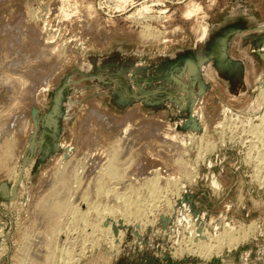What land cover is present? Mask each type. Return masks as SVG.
<instances>
[{
  "label": "rangeland",
  "instance_id": "1",
  "mask_svg": "<svg viewBox=\"0 0 264 264\" xmlns=\"http://www.w3.org/2000/svg\"><path fill=\"white\" fill-rule=\"evenodd\" d=\"M263 82L264 0H0V152L7 139L17 156L8 163L21 171L15 179L0 167V264L43 238L31 208L73 167L85 175L77 195L93 188L104 216L96 231L78 223L87 232L78 264H264ZM110 143L138 158L123 178L142 170L103 179L128 209L95 190ZM166 145H177L186 169L164 161ZM227 225H249L250 234L217 253L212 237ZM204 241L216 247L208 257L194 247Z\"/></svg>",
  "mask_w": 264,
  "mask_h": 264
},
{
  "label": "bare ground",
  "instance_id": "2",
  "mask_svg": "<svg viewBox=\"0 0 264 264\" xmlns=\"http://www.w3.org/2000/svg\"><path fill=\"white\" fill-rule=\"evenodd\" d=\"M144 35V34H143ZM154 36V35H153ZM144 40V39H143ZM142 40V41H143ZM150 40H152V39H150ZM32 41V40H31ZM34 41V40H33ZM148 41V40H147ZM64 48V47H63ZM65 55V54H64ZM58 62V61H57ZM56 62V63H57ZM190 66V65H189ZM55 68V67H54ZM20 70V69H19ZM23 75V74H22ZM22 78V77H21ZM18 79H20V77H18L17 78V81H19ZM28 79V78H27ZM26 80V79H25ZM18 83V82H17ZM21 85H22V83L21 82H19ZM30 84V83H29ZM28 84V85H29ZM261 84V86L259 87L260 88V90H261V93L262 92H264V82L263 83H260ZM19 85V84H18ZM23 86V85H22ZM26 86V85H25ZM21 87V86H20ZM16 88V87H15ZM258 88V89H259ZM259 91V90H258ZM27 92V91H26ZM29 95V94H28ZM259 95H260V93H259ZM30 96V95H29ZM261 97L263 96L264 97V93H263V95L261 94L260 95ZM259 96V97H260ZM27 97V96H26ZM263 97H262V99H263ZM25 98V97H24ZM28 98V97H27ZM261 99V101H262V103L264 104V100H262ZM29 100V99H28ZM23 101V100H22ZM27 101V100H26ZM30 101V100H29ZM13 102V101H12ZM15 105V104H14ZM14 109V108H13ZM15 113V112H14ZM103 116V115H102ZM230 116V115H229ZM262 116V115H261ZM263 116H264V114H263ZM20 117V116H19ZM260 117V116H259ZM3 118V117H2ZM126 118V117H125ZM8 119V118H7ZM114 119V118H113ZM128 119V118H127ZM232 119H234V118H232ZM259 119H261V121L263 120V118H259ZM258 119V120H259ZM106 120V119H105ZM231 120V119H230ZM239 120V119H238ZM6 121V120H5ZM10 121V120H9ZM98 121V120H97ZM101 122V121H100ZM107 122V121H106ZM230 122V121H229ZM240 122H241V120H240ZM240 122H238V125H239V123ZM2 123V122H1ZM5 123V122H4ZM108 123V122H107ZM120 123V122H119ZM234 123H235V120H234ZM259 123L260 122H258L257 124H253L254 125V127H256L255 125H257V127H258V125H259ZM262 123V122H261ZM260 123V124H261ZM264 123V122H263ZM262 123V124H263ZM241 124V123H240ZM95 125V124H94ZM110 125V124H109ZM161 125V124H160ZM236 125V124H235ZM237 125V126H238ZM251 125V124H250ZM252 125V126H253ZM264 125V124H263ZM227 126V125H226ZM233 126V125H232ZM260 126V125H259ZM7 127V126H6ZM99 127V126H98ZM103 127V126H102ZM139 127V126H138ZM231 127V126H230ZM256 127V128H257ZM2 128V127H1ZM95 128V127H94ZM100 128V127H99ZM205 128V127H204ZM234 128V127H233ZM252 128V127H251ZM260 128V127H259ZM262 128H264V127H262ZM261 128V129H262ZM8 129V128H7ZM92 129V128H91ZM101 129V128H100ZM102 129H104V128H102ZM101 129V130H102ZM120 129V128H119ZM223 129V128H222ZM248 129V128H247ZM8 130H10V129H8ZM97 130V129H96ZM114 130V129H113ZM242 130V129H241ZM255 130V129H254ZM257 130H259L258 128H257ZM256 130V131H257ZM3 131V130H2ZM92 131V130H91ZM103 131V130H102ZM123 131V130H122ZM121 131V132H122ZM154 131V130H153ZM245 131V130H244ZM252 131H253V129H252ZM251 131V132H252ZM264 131V130H263ZM94 132V131H93ZM110 132V131H109ZM120 132V131H119ZM119 132L118 133H116V134H119ZM124 132V131H123ZM238 132V131H237ZM247 132V131H246ZM111 133V132H110ZM126 133V132H125ZM136 133V132H135ZM134 133V134H135ZM138 133V132H137ZM155 133V132H154ZM154 133H153V135H154ZM239 133V132H238ZM253 133H254V131H253ZM96 134V133H95ZM98 134V133H97ZM116 134H112V135H114V136H116ZM230 134V133H229ZM235 134V133H234ZM255 134V133H254ZM259 134V133H258ZM257 134V135H258ZM87 135V134H86ZM102 135V134H101ZM137 135V134H136ZM149 135H151L150 133H149ZM243 135V134H242ZM251 135H252V133H251ZM3 136V135H2ZM92 136H93V134H92ZM119 138H117L116 137V139H114L115 141L116 140H118L119 141V139H121V135L119 136V135H117ZM123 136V135H122ZM130 136V135H129ZM134 136V135H133ZM142 136V135H141ZM159 136H160V134H159ZM255 136H256V134H255ZM6 137V136H5ZM10 137V136H9ZM88 137V136H87ZM136 137V136H135ZM135 137H133V138H135ZM146 136H144V138H145ZM165 137V136H164ZM233 137V136H232ZM261 137V136H260ZM259 137V138H260ZM96 138V137H95ZM107 138V137H106ZM111 138H112V136H111ZM143 138V139H144ZM150 138V137H149ZM148 138V139H149ZM9 139V138H8ZM100 139H101V137H100ZM128 139V138H127ZM137 139H139V138H137ZM164 139H166V138H164ZM252 139V138H251ZM1 140V139H0ZM87 140V139H86ZM95 140V139H94ZM94 140H92V141H94ZM102 140V139H101ZM105 140H107V139H105ZM104 140V141H105ZM112 141V143H115V141ZM136 140V139H135ZM142 140V139H141ZM152 140V139H151ZM168 140H170V139H168ZM201 140V139H200ZM224 140V139H223ZM242 140V139H241ZM247 140V139H246ZM95 141H97V140H95ZM99 142H100V140H98ZM103 141V142H104ZM127 141V140H126ZM134 141V140H133ZM144 141H146V140H144ZM156 141H157V139H156ZM159 141V140H158ZM158 141H157V145L159 144L158 143ZM164 141V140H163ZM203 141V140H202ZM201 141V142H202ZM222 141V140H221ZM82 142V141H81ZM102 141L100 142V144H102L101 146H99V145H97V144H99V143H97L96 145H97V149H98V153H99V151H101L102 149H105V148H102V146L104 145V146H106L105 144L106 143H108L109 141L107 140L106 142H104L103 143ZM117 142V141H116ZM119 142H121V140L119 141ZM123 142H124V140H123ZM128 142V141H127ZM138 142V141H137ZM140 142H142V141H140ZM147 142V141H146ZM160 142V141H159ZM169 142V141H168ZM255 142V141H254ZM259 142V141H258ZM257 142V143H258ZM1 143H2V141H1ZM3 143L5 144V147L2 149V151L0 152V167L2 166L3 168H4V170L7 172V174L8 175H13V178H15L16 176H17V174H18V168H16L17 166H15V165H13V162H12V164H10V163H8L10 160H13L14 161V159L17 157L16 155V157L14 156V154L15 153H13V152H16V151H13V149H14V147H12V144H10V142H8L7 141V139H5L4 141H3ZM18 143V142H17ZM77 143V142H76ZM84 143V142H83ZM122 143V142H121ZM126 143V142H125ZM130 143H133V142H130ZM139 143V142H138ZM154 143V142H153ZM170 143V142H169ZM168 143V144H169ZM250 143V142H249ZM263 143V142H262ZM89 144V143H88ZM92 144V143H91ZM94 144V143H93ZM111 144V143H110ZM150 144H152V143H150ZM166 144H167V142H166ZM167 144V145H168ZM170 144H172V143H170ZM3 145V144H2ZM14 145H16V144H14ZM95 145V146H96ZM107 145H109V144H107ZM113 145H116V144H113ZM112 144L111 145H109V146H113ZM117 145H119L118 143H117ZM116 145V146H117ZM124 145V144H123ZM127 145V144H126ZM138 145V144H137ZM135 146V149H136V147H138V149L140 150V148L142 149L143 148V145H142V147L140 146V148H139V146ZM140 145V144H139ZM153 145H155V143L153 144ZM152 145V146H153ZM156 145V146H157ZM165 145V144H164ZM164 145H160L159 144V146H163V147H165ZM166 145V146H167ZM214 145V144H213ZM252 145H253V143H252ZM252 145H251V147H252ZM261 144H259V146H260ZM264 145V144H263ZM1 146V145H0ZM85 146V145H84ZM120 146V145H119ZM119 146H117V147H115L116 149H114V147H109V148H111V149H108V150H110V151H108V153H110V154H107V150H106V153H105V150L103 151L105 154H107V157H108V155H109V157H108V159L106 158H104L105 160H107L105 163H104V167H103V165H102V167H101V170H100V168H98L97 169V171H98V174H97V172H96V174H97V176H96V174H95V176H93V178L95 179V187H97L95 190H96V193H97V191L99 192V193H103L104 192V194H105V196H108V198H109V196L111 195L112 197H113V200H115V202H121L122 201V203H120V204H124V206L128 209L129 208V206H131V204H129V199L127 198V196L125 195V197H126V199L128 200H125V198L122 196V195H124L125 193H122V195H120V196H122L124 199H122L121 197H119V195H118V190H116V188H113V186H108L107 184V186H105V183H106V180H105V182H104V177H108V179H109V181H110V179H113V181L112 182H115V181H117V182H119V181H122V180H124L125 178H123V175L129 170V167L130 168H132L131 167V165L132 166H134L135 164H136V161L138 160V158H136L135 156L133 157V154H132V152L130 153V155H129V151H130V146L129 145H127V146H129V151L127 152V154L126 153H124V154H126V155H128V156H124V154H122V152H123V150L126 148V147H124V149L123 150H121V148L119 147ZM147 146V145H146ZM172 146V145H171ZM177 146V145H176ZM176 146H173V147H176ZM212 146V145H211ZM248 146V145H247ZM256 146V145H255ZM16 147V146H15ZM91 147H93V146H91ZM101 149H100V148ZM108 147V146H107ZM119 147V148H118ZM122 147V146H121ZM132 147V146H131ZM158 147V146H157ZM172 147V148H173ZM214 147V146H213ZM249 147V146H248ZM247 147V148H248ZM1 148V147H0ZM86 148H87V146H86ZM128 148V147H127ZM126 148V149H127ZM146 148V147H145ZM145 148H143V149H145ZM149 148V147H148ZM153 148H155V147H153ZM159 148V147H158ZM158 148H157V151L159 152L160 150H158ZM171 147L169 148V146H167L165 149H164V151L162 150L163 148H161V152H164V161H166L167 159L169 160L168 161V163L167 162H165V163H167L169 166H170V163L172 164V169L176 172V169H178V173H179V171H181V169H186V162L184 161V160H182V158H180L179 157V154H177V155H175L174 153H173V151L174 152H176V150H175V148H174V150L172 149ZM198 148H199V146H198ZM254 148V147H253ZM252 148V149H253ZM257 148V147H256ZM255 148V149H256ZM77 149V148H76ZM89 149H90V147H89ZM95 149V148H94ZM96 149V150H97ZM134 149V148H133ZM147 149V148H146ZM93 150V149H92ZM138 150V151H139ZM151 150H153L152 148H151ZM156 150V149H155ZM178 150V149H177ZM199 150H200V148H199ZM209 150H211V149H209ZM249 150V149H248ZM247 150V151H248ZM262 150V149H261ZM18 151V150H17ZM79 151V150H78ZM91 151V150H90ZM94 151V150H93ZM133 151H135V150H133ZM137 151V152H138ZM146 151H149V149L148 150H146ZM154 151V150H153ZM152 151V152H153ZM257 151V150H256ZM263 151V150H262ZM96 152V151H95ZM125 152V151H124ZM137 152H136V154H137ZM140 152V151H139ZM145 152V151H144ZM150 152V151H149ZM149 152H147V153H149ZM151 152V153H152ZM89 153H91V152H88V154ZM102 153V152H101ZM100 153V154H101ZM143 153V152H142ZM157 153V152H156ZM160 153V152H159ZM197 153V152H196ZM250 153V152H249ZM260 153V152H259ZM264 153V152H263ZM17 154V153H16ZM95 154V153H94ZM97 154V153H96ZM104 154V156L106 157V155ZM145 154H146V152H145ZM158 154V153H157ZM161 154V153H160ZM201 154V153H200ZM86 156H87V154H85ZM85 155H84V158H85ZM97 155H99V154H97ZM132 155V156H131ZM149 156L151 155V154H148ZM152 155H153V153H152ZM151 155V157H150V159L152 158V157H154L155 158V156H152ZM162 155V157H163V154H161ZM198 155H199V153H198ZM202 155H204V154H202ZM260 155V154H259ZM72 156V155H71ZM70 156V157H71ZM83 156V155H82ZM90 156V155H89ZM95 156V155H94ZM158 156V155H157ZM256 156V155H255ZM258 156V155H257ZM256 156V157H257ZM264 156V155H263ZM67 157V156H66ZM69 157V156H68ZM101 157H102V155H101ZM138 157H139V153H138ZM161 157V158H162ZM78 158V157H77ZM76 158V159H77ZM92 158V157H91ZM90 158V159H91ZM133 158H135V164H131L132 162H133ZM143 158V157H142ZM147 158V157H146ZM145 158V159H146ZM154 158H152V159H154ZM167 158V159H166ZM251 158H252V156H251ZM68 159V158H67ZM81 159V158H80ZM144 159V158H143ZM202 159V158H201ZM18 160V159H17ZM64 160V159H63ZM89 160V159H88ZM87 160V161H88ZM100 160V159H99ZM105 160H103V161H105ZM157 160V159H156ZM162 160H163V158H162ZM196 160V159H195ZM264 160V159H263ZM68 161H70V160H68ZM74 161V160H73ZM76 161V160H75ZM84 161V160H83ZM90 161H93L92 159L90 160ZM90 161H88V162H90ZM157 161H159V159L157 160ZM202 161V160H201ZM67 162V161H66ZM86 162V161H85ZM87 162V163H88ZM94 162V161H93ZM93 162H91V163H93ZM160 162V161H159ZM163 161H161V163H162ZM170 162V163H169ZM262 162V161H261ZM74 163V162H73ZM101 163H102V160H101ZM160 163V164H161ZM195 163V162H194ZM94 164V163H93ZM159 164V163H158ZM166 164V165H167ZM258 164V163H257ZM70 165V164H69ZM139 165V164H138ZM67 166V165H66ZM71 166V165H70ZM75 166H76V162H75ZM84 166V165H83ZM95 166H97V165H95ZM136 166V165H135ZM134 166V167H135ZM158 166V165H157ZM1 167V168H2ZM73 167V166H72ZM134 167H133V169H134ZM137 167V166H136ZM139 167V166H138ZM162 168H164L163 166H161ZM1 168H0V170H1ZM63 168V167H62ZM74 168V167H73ZM73 168H69L70 170L69 171H66V172H63V173H61V170L59 171L60 172V174H58L57 173V175H55V177H53L54 179H53V181L51 182V184L48 186V187H46V188H48L47 189V195H46V198H44V199H39L38 200V202H37V199H36V202L37 203H34L35 205L33 206V208H31L32 209V214H33V216H34V219H37L38 218V220H39V218L41 219V220H39L40 222H41V224L39 223V224H35V225H40V226H42V227H40L41 228V234L43 233V236H41V240H40V242L38 243V237H35V241L36 240H38L37 242H35V241H33L34 239H32V237H31V235H30V237H31V239H29V236H28V241H24V245H26V247H25V249H24V247H23V245H20V246H22V248L24 249H22L21 247V249L20 248H17L16 249V253L14 254V258L12 257V259L13 260H15L16 261V263H14V264H75V263H77L78 262V260L84 255L83 253H84V251H86L85 250V245H84V243H81V244H79L78 242L81 240L79 237L81 236V233H82V236H83V234L85 233V234H87V232H84L83 233V230L85 231V229H81L78 225V223L79 222H82V223H84V224H82L81 223V225H87V227L89 226L90 227V229H91V231H93V229L95 230V225H96V223L97 222H99V225H100V221H102L103 220V217L104 216H102V210H101V212L99 211L100 209L98 208V204L97 203H95L94 201V199H97V198H94V199H91V190L93 189H91L90 191H85L84 193H82V195H77V190H80V189H77L78 188V184H79V178H80V175L81 174H83V173H81L80 175L79 174H76L77 173V171H75V169H74V171L72 170ZM84 168L85 167H83V170H84ZM97 168V167H96ZM141 168H142V166H141ZM158 168V167H157ZM175 168V169H174ZM257 168V167H256ZM21 169H22V167H21ZM77 169V168H76ZM136 169V168H135ZM167 169V168H166ZM169 169V168H168ZM167 169V170H168ZM171 169V168H170ZM180 169V170H179ZM192 169V168H191ZM255 169V168H254ZM3 170V169H2ZM132 170V169H131ZM136 170H141L140 169V167H139V169L137 168ZM136 170H132L133 172H135ZM144 170V169H143ZM148 170V169H147ZM165 170V169H164ZM257 170V169H256ZM260 170V169H259ZM28 171V170H27ZM63 171V170H62ZM132 171H131V173H130V171H129V173L133 176V174L135 175V173L137 172H135V173H133L132 174ZM142 171V170H141ZM182 171H184V170H182ZM192 171H193V169H192ZM191 171V172H192ZM19 172H21V171H19ZM56 172V171H55ZM68 172V173H67ZM80 172H82V171H80ZM84 172V171H83ZM154 172H156V171H154ZM162 172V171H161ZM172 172V171H171ZM1 173V172H0ZM3 173V172H2ZM144 173V171L142 172V174ZM184 173V172H183ZM6 173H5V175H7ZM24 174V173H23ZM27 174H28V172H27ZM26 173L23 175V176H25V175H27ZM137 174V173H136ZM140 174V173H139ZM154 174V173H153ZM18 175H20V174H18ZM93 175V174H92ZM91 175V176H92ZM145 175V174H144ZM168 175V174H167ZM172 175V174H171ZM177 175V174H176ZM190 175H192V174H190ZM85 175L83 174V177H84ZM125 176V175H124ZM126 176H127V174H126ZM130 175L128 174V177H129ZM132 176H130L131 178H133ZM137 175H135V177H136ZM139 176V175H138ZM142 176V175H141ZM146 176V175H145ZM169 176V175H168ZM182 176V175H181ZM257 176H259V175H257ZM4 177V176H3ZM7 177V176H6ZM18 177V176H17ZM128 177H126V179L128 178ZM135 177H134V179H135ZM150 177V176H149ZM171 177V176H170ZM177 177V176H176ZM175 177V178H176ZM7 178H9V177H7ZM19 178V177H18ZM121 178H123V179H121ZM131 178H128V179H131ZM139 178V177H138ZM141 178V177H140ZM153 178V177H152ZM185 178V177H184ZM251 178V177H250ZM16 179V178H15ZM51 179V178H50ZM84 179V178H83ZM86 179H88V177L86 178ZM92 178H90V179H88L89 181L91 180ZM125 179V180H126ZM137 179V178H136ZM143 179V178H142ZM154 179V178H153ZM172 179V178H171ZM189 179V178H188ZM187 179V180H188ZM82 180V179H81ZM85 180V179H84ZM139 180V179H138ZM146 180V179H145ZM145 180H144V182H145ZM150 180H152V179H150ZM170 180V179H169ZM186 180V179H185ZM214 180V179H213ZM258 180V179H257ZM256 180V181H257ZM14 181V180H13ZM44 181V180H43ZM92 181V182H93ZM137 180H135V182H136ZM258 181H260V180H258ZM262 181H264V179L262 180ZM47 182V181H46ZM81 182H83V181H80V183ZM138 182V181H137ZM137 182H136V184H137ZM151 182V181H150ZM150 182H146L147 184H149ZM154 184H153V186L155 185V187H156V184H155V182H157V180L155 181H152ZM192 182H193V180H192ZM15 183H16V181H15ZM108 183V182H107ZM116 183V182H115ZM120 183V182H119ZM123 183V182H122ZM167 183V182H166ZM214 184H215V182H213ZM262 183V182H261ZM74 184V185H73ZM82 184V183H81ZM80 184V185H81ZM135 184V186H137ZM146 184V185H147ZM151 184V183H150ZM168 184V183H167ZM262 184H264V183H262ZM12 185H13V183H12ZM79 185V186H80ZM110 185H113V184H110ZM116 185V184H115ZM114 185V186H115ZM126 185V184H125ZM143 185V184H142ZM145 185V186H146ZM40 186V185H39ZM83 186V185H82ZM128 186V185H127ZM130 186H132V185H130ZM129 186V187H130ZM158 186V185H157ZM42 187V186H41ZM92 187V186H91ZM118 187V186H117ZM172 187V186H171ZM39 188V187H38ZM127 188V187H126ZM145 188V187H144ZM161 188V187H160ZM166 188V187H165ZM173 188V187H172ZM178 188V187H177ZM85 189V188H84ZM83 189V190H84ZM89 189V188H88ZM155 189H157V188H155ZM167 189V188H166ZM13 190H14V187H13ZM36 190H39V189H36ZM94 190V189H93ZM100 190H101V192H100ZM153 190V189H152ZM168 190V189H167ZM34 192H35V190H33ZM132 191H133V189H132ZM136 191V190H135ZM144 191V190H143ZM158 191V190H157ZM164 191H165V189H164ZM13 193H14V191H12ZM11 192V193H12ZM80 192V191H79ZM94 192V191H93ZM92 192V193H93ZM126 192V191H125ZM131 192V191H130ZM134 192V191H133ZM137 192V191H136ZM136 192H135V194H136ZM152 191H150V193H151ZM177 192V191H176ZM13 193H12V195H13ZM36 193V192H35ZM81 193V192H80ZM95 193V192H94ZM129 193V192H128ZM142 193V192H141ZM153 193V192H152ZM151 193V194H152ZM159 193V192H158ZM30 194H31V192H30ZM104 194H102V196L103 197H105L104 196ZM131 194H132V192H131ZM161 194V193H160ZM35 195V194H34ZM95 195V194H94ZM93 195V196H94ZM98 195V194H97ZM129 195V194H128ZM138 195V194H137ZM176 195V194H175ZM96 196V195H95ZM102 196H100V197H102ZM133 196V195H132ZM132 196H130L129 198H130V200L132 199L131 197ZM102 197V198H103ZM239 197V196H238ZM31 198H33V197H31ZM40 198V197H39ZM43 198V197H42ZM107 198V197H106ZM105 198V199H106ZM136 198V197H135ZM134 198V199H135ZM33 200V199H32ZM133 200V199H132ZM136 200H138L137 198H136ZM140 200V199H139ZM146 201V200H145ZM156 201V200H155ZM166 201H167V199H166ZM98 202V201H97ZM135 202V201H134ZM133 202V203H134ZM100 203V202H99ZM104 203V202H103ZM116 203V204H117ZM130 203H132V202H130ZM132 203V204H133ZM153 203V202H152ZM254 203V202H253ZM112 204V203H111ZM136 204V203H135ZM133 204L134 206V208H135V206H136V208L137 207H139V206H137L138 204ZM150 204V203H149ZM257 204V203H256ZM102 205V204H101ZM157 205V204H156ZM111 206V205H110ZM115 206V205H114ZM120 206V205H119ZM123 206V205H122ZM123 206V207H124ZM143 206V205H142ZM28 207H29V205H28ZM109 207V206H108ZM125 207H124V210H125ZM133 207H131V208H133ZM103 208H105V207H103ZM111 208V207H110ZM109 208V209H110ZM117 208H118V206H117ZM109 209L107 210V214H108V212L109 213H111V211L112 210H110L109 211ZM111 209H113V212H115V211H117L116 209H114L113 207L111 208ZM122 208H120V210H121ZM139 209V208H138ZM105 210V209H104ZM119 210V209H118ZM124 210H123V212H124ZM131 210V209H130ZM136 210V209H135ZM29 211V213H31L30 211L31 210H28ZM134 211V210H133ZM151 211V210H150ZM112 212V213H113ZM140 212H141V209H140ZM104 213V212H103ZM119 214H120V212H118ZM130 213H131V211H130ZM135 213V212H134ZM31 214V215H32ZM106 214V215H107ZM114 214H116V213H114ZM113 214V215H114ZM126 214V213H125ZM143 214V213H142ZM30 215V214H29ZM110 215V214H109ZM121 215V214H120ZM127 215V214H126ZM131 215V214H130ZM129 215V216H130ZM134 215V214H133ZM91 216H92V218H91ZM123 216V215H122ZM128 216V217H129ZM106 217V216H105ZM124 217V216H123ZM28 218H31V217H29L28 216ZM96 219V221L97 222H95V219ZM122 218V217H121ZM133 218H134V216H133ZM33 219V220H34ZM94 219V220H93ZM99 221H98V220ZM93 220V221H92ZM109 220V219H108ZM129 220V219H128ZM137 220V219H136ZM31 221H32V219H31ZM91 221H92V223H91ZM30 222V221H29ZM33 222V221H32ZM35 222V221H34ZM34 222L32 223V225H34ZM128 222V221H127ZM126 222V223H127ZM252 222V221H251ZM118 223V222H117ZM136 223V222H135ZM98 224V223H97ZM101 224H102V222H101ZM128 224V223H127ZM186 224V223H185ZM23 225V224H22ZM31 225V224H30ZM92 225V226H91ZM103 225V224H102ZM199 225V224H198ZM28 226H29V224H28ZM37 226V227H38ZM193 226V225H192ZM21 227V226H20ZM99 227V226H98ZM98 227H96V229L98 228ZM100 227H104V226H101L100 225ZM107 227H109V226H107ZM106 227V228H107ZM186 227V226H185ZM39 228V227H38ZM40 228L38 229V230H40ZM105 228V229H106ZM120 228V227H119ZM250 226L248 225V226H241V227H234L233 225L232 226H229V225H227V227L226 228H224L220 233H217L218 235H215V239H213V237H212V240H213V242H214V244H216V245H214V244H210V243H208V242H210V241H208L207 243H205V241L200 245V247H198V246H194L195 247V250H198V252H200V253H202L204 256H209L210 254H209V252L211 251V252H213L212 250H214L215 248H214V246H218L217 248H219V249H215L216 251L215 252H217V253H219L220 252V247L221 246H223V244H225V245H227L229 248L230 247H234L237 243H239V242H242L243 240H245L248 236H249V234H250ZM34 229H37L36 227L34 228ZM99 229H101V228H99ZM104 229V231H106ZM118 229V228H117ZM195 229V228H194ZM27 230V229H26ZM31 230V229H30ZM89 230V229H88ZM87 230V231H88ZM121 230V229H120ZM119 230V231H120ZM37 231V230H36ZM96 231V230H95ZM112 231V230H111ZM191 231V230H190ZM121 232V231H120ZM204 232V231H203ZM37 233V232H36ZM109 233V232H108ZM191 233V232H190ZM41 234H39V235H41ZM91 234V233H90ZM93 234V233H92ZM112 234V233H111ZM115 234V233H114ZM117 234H120L118 231H117ZM195 234H196V232H195ZM194 234V235H195ZM23 235H24V233H23ZM89 235V234H88ZM87 235V236H88ZM122 235V234H121ZM120 235V236H121ZM190 236V235H189ZM26 237V236H25ZM85 235H84V239H85ZM118 237V236H117ZM208 237V236H207ZM93 238V237H92ZM113 238V237H112ZM190 238V237H189ZM209 238V237H208ZM27 239V238H26ZM78 239H80V240H78ZM197 239H199V238H197ZM109 240V239H108ZM113 240V239H112ZM116 240H118V239H116ZM115 240V241H116ZM187 240V239H186ZM210 240V239H209ZM78 241V242H77ZM92 241V240H91ZM198 241V240H197ZM202 241V240H201ZM88 241L86 240V242L85 243H87ZM212 242V241H211ZM18 243H20V241L18 242ZM23 243V242H22ZM77 243L80 245H77ZM94 243V242H93ZM110 243V242H109ZM192 243V242H191ZM92 244V243H91ZM91 244H90V248H92V246H91ZM95 244H97V243H95ZM193 244H196V243H193ZM104 246H105V244H103ZM112 245V244H111ZM186 245V244H185ZM214 245V246H213ZM221 245V246H220ZM98 246V245H97ZM75 247H77V249H79L78 251H74L76 248ZM114 246L112 245V247H110L109 246V248L108 249H111V248H113ZM196 247H197V249H196ZM98 248V247H97ZM214 248V249H213ZM103 249V248H102ZM101 249V250H102ZM116 249V248H115ZM185 249V248H184ZM62 250V253H60V251ZM98 250V249H97ZM192 250V249H191ZM195 250H192V252L193 251H195ZM228 250V249H227ZM96 251V250H95ZM190 251V250H189ZM188 251V252H189ZM103 252V251H102ZM105 252V251H104ZM109 252V251H108ZM181 252V251H180ZM191 252V251H190ZM106 253H107V251H106ZM111 253H113V252H111ZM108 255V254H107ZM200 255V254H199ZM203 255H202V257H203ZM85 256V255H84ZM105 256V255H104ZM11 259V258H10ZM85 259V258H84ZM111 259V258H110ZM14 261V262H15ZM81 261V260H80ZM95 263V262H94ZM78 264V263H77Z\"/></svg>",
  "mask_w": 264,
  "mask_h": 264
}]
</instances>
